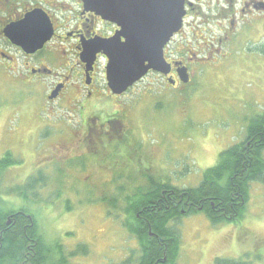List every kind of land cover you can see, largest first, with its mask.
Here are the masks:
<instances>
[{"label":"rangeland","instance_id":"374dc122","mask_svg":"<svg viewBox=\"0 0 264 264\" xmlns=\"http://www.w3.org/2000/svg\"><path fill=\"white\" fill-rule=\"evenodd\" d=\"M224 57L218 64L196 67L190 84L180 81L174 89L152 73L120 99L110 96L100 62L99 95L91 103H100L110 114L124 110L133 137L122 153L111 150L96 157L84 149L74 152L78 148L70 135L75 133L63 126L80 120L78 105L58 102L47 109L46 87L27 86L13 75L0 74V158L9 151L17 160L3 173L2 181L9 187L0 190V211H31L36 229L31 223L20 225H29L23 238L28 258L37 252L40 264L65 263V258L51 254L50 244L57 239L71 264H137L150 243L144 225L135 218L137 235L130 234L125 208L134 198H126L138 194L150 178L178 189L197 188L220 154L245 140L250 119L264 112V28L242 36L240 45ZM42 131L49 135L46 139ZM56 133L61 136L58 145L67 142L69 148L57 145ZM41 161L47 164L42 167ZM31 179L41 182L22 188L23 196L15 194L16 186ZM249 189L246 210L236 223L214 225L205 214L188 215L189 211L170 222L180 239L175 261L168 264H215L217 258L264 264V186L253 182ZM182 209L186 211L184 202ZM29 231L47 235L48 240H41L43 250H35L37 242ZM12 258L8 264H13ZM170 258L171 251L169 262Z\"/></svg>","mask_w":264,"mask_h":264},{"label":"flooded vegetation","instance_id":"af4514ba","mask_svg":"<svg viewBox=\"0 0 264 264\" xmlns=\"http://www.w3.org/2000/svg\"><path fill=\"white\" fill-rule=\"evenodd\" d=\"M185 12L181 30L164 49V57L171 65L170 73L163 75L151 71L148 74L156 73L174 89L179 86V70L187 69L190 84L196 67L218 64L235 46L240 45L242 36L254 30L260 32L264 28V0H186ZM33 13L41 17L32 18L34 27L41 28L42 36L49 31L51 38L41 49L28 52L27 50L33 49L32 45H28L27 49L15 45L6 31L11 26L23 23ZM117 31L119 28L116 25L86 11L80 0H0V74L10 77L13 75L19 79V83L27 86L35 83L46 87L48 91L45 94V107L49 106L47 109L58 102L62 105L69 104V107L71 104L78 105L80 120L76 124L70 120L63 125L68 133H75L70 135V141H74L72 145L76 143L78 148L74 152L84 149L93 157L106 155L111 150L113 154H120L123 152L124 143L128 139L129 143L133 137L130 130L132 124L124 110L110 114L100 103H91L99 95L100 62L104 64L106 79L107 57L103 53L97 54L93 69L89 73L86 63L82 61L85 44L94 40H108ZM83 90H86L85 95ZM52 94L57 97L49 100ZM110 96L120 99L123 95L117 97L111 93ZM89 108L92 109L90 115L87 114V111H91ZM41 133H45L44 138L41 136L43 139L49 136L44 131ZM60 137L58 133L54 136L57 145ZM46 142H49L48 139ZM65 143L67 142L61 141L58 146L62 149L69 148ZM45 152L51 154L47 150ZM46 164L41 161L42 167ZM108 170L111 172L112 168ZM94 173L98 171L94 170ZM0 180V190L9 187L2 181L3 176ZM162 195L164 196V192ZM182 201L183 199L173 200L166 204L171 203L173 207H178ZM184 206L186 211L182 209L181 213L187 215L194 204L186 199ZM18 215L24 216L20 211L15 214L10 212L6 216L5 225H1L0 248L5 236L13 233L17 235ZM27 218L31 220L32 217ZM28 227L29 225L24 226V235Z\"/></svg>","mask_w":264,"mask_h":264},{"label":"trees","instance_id":"16d2710c","mask_svg":"<svg viewBox=\"0 0 264 264\" xmlns=\"http://www.w3.org/2000/svg\"><path fill=\"white\" fill-rule=\"evenodd\" d=\"M14 163L17 164L16 158L9 151L6 152L0 158V177ZM39 182H41L39 179H31L23 187L16 186L15 194L23 196L26 194L25 190L36 186ZM253 182L264 186V112L254 115L250 119L246 128L245 140L222 152L216 165L204 172L202 182L197 188L178 189L170 182L157 183L153 178H150L146 185H140V188L137 189L138 194L126 198L128 202H132L134 198L133 203L125 208L126 221L129 223L127 228L130 234L137 235L136 229L132 225V220L135 218L136 221L139 220L144 225L147 240L150 243L149 249L144 248L145 245L142 244L145 251L138 259L137 264L174 263L176 251L179 249L180 232L175 227L170 226L169 223L183 217L180 205L183 204L184 200L189 199V202L194 204L188 215L193 213L205 214L214 225L229 222L236 223L244 215L249 199V188ZM22 188H25V190ZM19 191L20 193H18ZM163 192L164 196L162 195ZM182 199L183 201L180 205L178 204V207L170 205L173 200L180 201ZM0 200L2 199L0 198ZM170 201L169 205L166 204ZM104 202L107 203V201ZM113 206L116 207L115 204ZM10 209L9 212L5 210L6 213L0 211V227L5 222V216L10 212L15 214L20 211L24 216H16L20 222H18L19 225H16L17 235L13 233L5 236L3 246L0 248V264H8L7 261L12 258V254L14 255L12 258L13 264H22L23 260V264H40L41 261H38L39 254L37 252L34 255L30 254L29 258L25 255L27 243L23 240L24 228L21 229L20 227L22 223H31L34 224L33 228L36 229L35 222L32 219L30 221L27 219V216L34 219L33 215L29 214L31 211L28 207ZM150 232L153 234L152 236ZM28 235L37 242L35 250L39 247L43 250L41 240L47 239V235L41 233L40 236L37 232L36 237L30 231ZM50 245L53 250L51 254H57L60 258L66 259L65 263L61 264H71L68 256L64 253V246L60 244L59 240L55 239ZM14 247L15 250L11 252ZM170 251L171 258L169 262L168 255ZM71 257L73 258V255L70 256V259ZM165 258L167 259L166 262H164ZM131 262V260H128L124 264H132ZM215 264L248 263L241 259L217 258Z\"/></svg>","mask_w":264,"mask_h":264},{"label":"water","instance_id":"95a60500","mask_svg":"<svg viewBox=\"0 0 264 264\" xmlns=\"http://www.w3.org/2000/svg\"><path fill=\"white\" fill-rule=\"evenodd\" d=\"M80 1L86 11L119 28L116 35L108 40H94L85 44L82 53L87 73L93 69L97 54L103 53L107 57L106 79L114 95L124 94L150 71L163 75L170 73L171 65L164 57V48L182 28L186 0ZM38 16L33 13L23 23L11 26L6 31L15 45L25 49L32 45L33 49L28 52L41 49L51 38L49 31L42 36L41 28L34 27L31 22L32 18ZM178 73L183 84L190 82L186 68ZM56 97V94H52L49 100ZM150 235L153 234L150 232Z\"/></svg>","mask_w":264,"mask_h":264}]
</instances>
